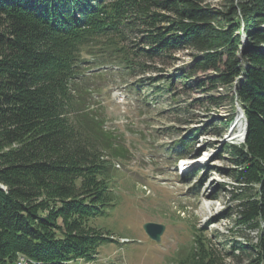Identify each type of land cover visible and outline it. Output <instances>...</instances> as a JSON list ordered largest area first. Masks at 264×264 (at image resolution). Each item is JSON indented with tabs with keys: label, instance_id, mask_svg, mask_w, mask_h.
<instances>
[{
	"label": "trees",
	"instance_id": "16d2710c",
	"mask_svg": "<svg viewBox=\"0 0 264 264\" xmlns=\"http://www.w3.org/2000/svg\"><path fill=\"white\" fill-rule=\"evenodd\" d=\"M89 64L139 76L133 88L162 80L171 98L179 85L201 90L213 107L178 139L183 155L243 110L245 140L222 148L236 221L256 240L230 254L264 264V0H0V264L91 261L116 241L91 225L115 205L110 157L124 149L76 91ZM191 231L180 264H229L205 226Z\"/></svg>",
	"mask_w": 264,
	"mask_h": 264
},
{
	"label": "rangeland",
	"instance_id": "374dc122",
	"mask_svg": "<svg viewBox=\"0 0 264 264\" xmlns=\"http://www.w3.org/2000/svg\"><path fill=\"white\" fill-rule=\"evenodd\" d=\"M242 41H247L245 34ZM86 67L85 75L91 76L78 80L76 91L84 93L86 109L104 121L103 130L111 132L124 151L110 157L115 205L108 215L91 221L116 241L103 243L93 260L72 264H180L188 256L194 224L205 226L219 256L234 264L231 251L238 253L237 246L256 240L254 231L236 221L233 164L222 148L224 143L243 142L238 135L244 118L235 120L238 109L225 129L206 126L183 155L173 148L178 139L207 121L202 116L213 107L206 101L200 105L201 90L179 85L171 98L162 80L142 78L143 85L133 88L139 76L118 77L115 68ZM229 110L225 107L219 115ZM219 130L221 137L209 134ZM145 222L165 225L159 242L145 233ZM25 263L22 258L9 264Z\"/></svg>",
	"mask_w": 264,
	"mask_h": 264
},
{
	"label": "water",
	"instance_id": "95a60500",
	"mask_svg": "<svg viewBox=\"0 0 264 264\" xmlns=\"http://www.w3.org/2000/svg\"><path fill=\"white\" fill-rule=\"evenodd\" d=\"M240 112H241L240 115L244 118V131H243V137H242V141H244L246 133H247V121L245 119L244 112L241 108H240ZM142 227L145 233L156 242L160 241L161 235L165 229V225L161 223H157V222H145L142 225Z\"/></svg>",
	"mask_w": 264,
	"mask_h": 264
},
{
	"label": "bare ground",
	"instance_id": "6f19581e",
	"mask_svg": "<svg viewBox=\"0 0 264 264\" xmlns=\"http://www.w3.org/2000/svg\"><path fill=\"white\" fill-rule=\"evenodd\" d=\"M242 123H243V122H242ZM243 131H244V123L242 124L241 129H240V133H239V135H238V137L241 138V139H242V137H243ZM25 264H26V263H25Z\"/></svg>",
	"mask_w": 264,
	"mask_h": 264
},
{
	"label": "built area",
	"instance_id": "2783aa9c",
	"mask_svg": "<svg viewBox=\"0 0 264 264\" xmlns=\"http://www.w3.org/2000/svg\"><path fill=\"white\" fill-rule=\"evenodd\" d=\"M22 258H23V257H19L18 260H17V262L20 261Z\"/></svg>",
	"mask_w": 264,
	"mask_h": 264
}]
</instances>
